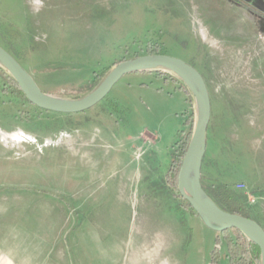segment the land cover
Returning a JSON list of instances; mask_svg holds the SVG:
<instances>
[{
  "label": "rangeland",
  "instance_id": "1",
  "mask_svg": "<svg viewBox=\"0 0 264 264\" xmlns=\"http://www.w3.org/2000/svg\"><path fill=\"white\" fill-rule=\"evenodd\" d=\"M237 1L0 0V46L69 100L150 50L194 66L211 99L202 187L264 228V0ZM162 72L169 81L126 74L93 107L64 114L25 100L0 64V264H231L222 233L154 178L159 168L145 184L134 172L132 145L147 136L154 167L166 166L184 93L174 157L197 121L190 90Z\"/></svg>",
  "mask_w": 264,
  "mask_h": 264
},
{
  "label": "water",
  "instance_id": "2",
  "mask_svg": "<svg viewBox=\"0 0 264 264\" xmlns=\"http://www.w3.org/2000/svg\"><path fill=\"white\" fill-rule=\"evenodd\" d=\"M0 64L18 84L26 99L46 111L64 114L84 112L104 99L124 75L132 72L162 70L177 75L195 98L197 121L192 129L178 173L177 191L187 200L207 226L222 232L234 228L260 251V264H264V228L254 219L220 207L204 191L201 167L206 151L207 128L211 117V99L202 74L184 60L160 53H149L122 60L114 64L100 83L86 96L63 99L44 92L34 78L2 46Z\"/></svg>",
  "mask_w": 264,
  "mask_h": 264
},
{
  "label": "trees",
  "instance_id": "3",
  "mask_svg": "<svg viewBox=\"0 0 264 264\" xmlns=\"http://www.w3.org/2000/svg\"><path fill=\"white\" fill-rule=\"evenodd\" d=\"M157 52L158 51L156 50L155 53H157ZM149 53H153V52H151V50H150ZM157 71H158L157 74L163 75V72L161 70H157ZM10 82L12 83L14 88L17 90V92L25 100H27L26 97L24 96V94L22 93V91L20 90L18 84L13 79V77H10ZM191 132H192V129L187 135V140L181 146V149L178 152V156L174 157V159L172 160V162L169 166V169L167 171V174H166L167 181L170 183V185L175 190H177L178 173H179V169H180V165H181V160H182L183 155L185 153L187 141L189 139V136L191 135ZM228 192H229L228 196H231L232 193L230 191H228ZM183 200L185 201L186 207L197 214V212L193 209L191 204L187 200H185V199H183ZM220 207H222V206H220ZM222 208L227 210V211H231V212H235V213H239L241 215L247 216L246 214H244L238 210H235L233 208H226V207H222ZM247 217H249V216H247ZM237 232H238L240 238H242V240H243L242 241L243 246H245V248L242 252L239 250L238 243H236L230 237L229 229L223 230L221 232L223 235V238L226 242V245H227L229 260H230L231 264H260V251H259L258 246L255 243H253L252 241L248 240L241 232H239V231H237ZM219 239L220 238L217 236L216 240H219Z\"/></svg>",
  "mask_w": 264,
  "mask_h": 264
},
{
  "label": "crops",
  "instance_id": "4",
  "mask_svg": "<svg viewBox=\"0 0 264 264\" xmlns=\"http://www.w3.org/2000/svg\"><path fill=\"white\" fill-rule=\"evenodd\" d=\"M240 5V4H239ZM245 8H243V9H247V8H249V7H247V6H244ZM250 10H252L251 8H249ZM253 13H254V11H253ZM256 14V13H255ZM31 74L33 73V72H30ZM132 73H134V74H141V75H144L145 76V74H151V75H155V74H153V73H151L150 71H139V72H132ZM145 73V74H144ZM128 74H131V73H128ZM32 75H34L33 77H34V79L36 80V82L38 83V85L40 86V84H39V81H44L45 79H44V77L42 76L41 78L40 77H37V75L36 74H32ZM43 75V74H42ZM155 76H157L158 78H163V79H166L167 81H169L170 79L169 78H167L166 76H163V75H161V76H159V75H155ZM36 77V78H35ZM174 83V82H173ZM142 84H145V83H142ZM174 86H175V89H181L180 87H178V85L176 84V83H174ZM42 89V88H41ZM183 91V90H182ZM184 92V91H183ZM184 100H185V107H184V111H183V117H184V120H183V123H182V126L177 130V133H176V136H175V139H174V141L172 142V144L170 145L171 146V151H170V157H169V160H168V162H167V164H166V166L164 167V164L162 165V163H160V164H158L156 167H154V165H153V161H156V157H155V155H156V152L154 151V149H153V147L151 146H149V147H145V144H146V142H148V140L151 142V143H154L155 142V140H154V137L153 136H147L146 138H145V141H143V142H141L139 145H132V150H131V159H132V161H131V163L134 165V167H135V170H134V172L136 171L137 172V174L136 173H134L133 174V172H132V175H135L136 174V177L137 178H139L140 177V179L142 178V179H144V184L146 183V179H147V175H148V173L149 174H151V175H153L154 174V171L155 170H158V168H159V170H158V176L157 177H155L154 176V178L155 179H162V178H165L166 180H167V178H166V174H167V171H168V169H169V166H170V164H171V162H172V160L174 159V155L176 154V151H175V144H176V142L178 141V135L181 133V132H184L185 131V129L186 128H188V116H187V110H188V108L189 107H187V104H189V101H188V99H187V97H186V95H185V93H184ZM188 102V103H187ZM206 148H207V137H206ZM144 153L145 155H144V158H146L147 157V159H149L150 160V162L148 163L147 161H146V159H144V158H142L143 160H140V161H136L135 159H134V155H137V154H140V153ZM142 153V154H143ZM136 163H135V162ZM130 167H131V165H129ZM129 167V168H130ZM133 168V167H132ZM133 170V169H132ZM155 175V174H154ZM150 176V175H149ZM161 176V177H160ZM152 178V177H151ZM154 179H152V182L150 183V184H152V183H156L157 181H153ZM192 215H193V217H194V214H196V213H194L193 211L192 212H190ZM228 251V250H227Z\"/></svg>",
  "mask_w": 264,
  "mask_h": 264
},
{
  "label": "flooded vegetation",
  "instance_id": "5",
  "mask_svg": "<svg viewBox=\"0 0 264 264\" xmlns=\"http://www.w3.org/2000/svg\"><path fill=\"white\" fill-rule=\"evenodd\" d=\"M234 4L239 5V2L237 0H234Z\"/></svg>",
  "mask_w": 264,
  "mask_h": 264
}]
</instances>
